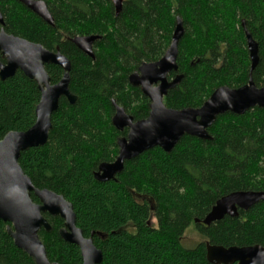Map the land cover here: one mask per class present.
Here are the masks:
<instances>
[{
  "label": "trees",
  "instance_id": "trees-1",
  "mask_svg": "<svg viewBox=\"0 0 264 264\" xmlns=\"http://www.w3.org/2000/svg\"><path fill=\"white\" fill-rule=\"evenodd\" d=\"M41 1L53 27L19 0H0L5 31L50 51L59 49L71 62L70 91L78 100L71 105L61 99L48 143L23 152L19 164L36 188L73 205L77 226L103 253L102 264H210L206 243L264 247V202L237 218L210 226L195 223L226 195L264 192V109L222 115L209 130L212 140L185 136L170 153L150 150L126 162L114 181L94 178L101 163L116 160L118 139L127 134L112 125L113 101L135 121L149 116L150 100L129 77L142 64L164 57L177 18L184 27L177 60L183 79L165 97L166 107L200 108L220 87L245 86L251 69L245 30L259 49L253 80L264 87V0H123L118 16L111 0ZM94 35L101 39L93 59L71 39ZM46 70L53 85L64 75L58 66ZM40 99L38 85L22 72L0 80V141L35 124ZM32 199L38 203L33 194ZM44 216L52 232L41 230L39 237L50 262L82 264L79 248L59 235L63 220ZM7 226L0 220V264H33ZM191 226L201 241L187 248L183 240Z\"/></svg>",
  "mask_w": 264,
  "mask_h": 264
},
{
  "label": "water",
  "instance_id": "water-1",
  "mask_svg": "<svg viewBox=\"0 0 264 264\" xmlns=\"http://www.w3.org/2000/svg\"><path fill=\"white\" fill-rule=\"evenodd\" d=\"M116 16L122 12L123 0H111ZM28 10L50 26L54 19L47 4L41 0H19ZM184 36L181 18H177L172 43L162 59L155 63H144L129 77L132 87L139 88L150 100L149 116L135 121L132 116L116 105L112 117L113 127L120 133L127 132L118 139L119 153L114 163L99 165L95 178L106 183L114 180L124 170L125 163L142 154L160 148L172 152L180 140L191 136L200 140H212L209 130L217 119L225 114L243 116L247 112L264 109V87L259 88L252 73L259 63L258 44L245 30L251 69L248 83L238 89L227 86L218 88L200 108L175 110L166 107L165 97L183 79L178 73L179 43ZM100 36H76L72 43L85 55L94 59V44ZM3 60V61H2ZM60 67L64 75L55 85L47 73L46 66ZM72 66L59 50L50 51L41 44L10 35L5 31L4 17L0 11V80L5 81L22 72L36 82L41 99L36 107L35 124L25 132H10L0 141V220L7 223V233L15 246L27 254L34 264H58L48 259L47 250L39 237V232H52V227L44 215L59 217L64 227L60 237L68 244L80 249L82 264H101L103 253L91 238H85L77 226L73 205L64 196L48 189L36 188L31 178L19 164L21 154L33 148L44 147L52 130V116L58 111L62 98L75 105L77 97L70 91ZM175 73L173 79L170 75ZM32 194L38 203L32 199ZM264 202V192H234L219 199L208 216L200 222L210 226L226 217L237 218L239 212H247ZM102 239L106 235L97 234ZM93 236V235H92ZM206 258L210 264H264V247H230L206 243Z\"/></svg>",
  "mask_w": 264,
  "mask_h": 264
},
{
  "label": "rangeland",
  "instance_id": "rangeland-1",
  "mask_svg": "<svg viewBox=\"0 0 264 264\" xmlns=\"http://www.w3.org/2000/svg\"><path fill=\"white\" fill-rule=\"evenodd\" d=\"M153 225H156L155 220ZM200 241L201 238L198 235L197 231L195 230V227L191 226L184 236V240H183L184 246H186L187 248H191L196 246Z\"/></svg>",
  "mask_w": 264,
  "mask_h": 264
},
{
  "label": "bare ground",
  "instance_id": "bare-ground-1",
  "mask_svg": "<svg viewBox=\"0 0 264 264\" xmlns=\"http://www.w3.org/2000/svg\"><path fill=\"white\" fill-rule=\"evenodd\" d=\"M112 5H113V3H112ZM113 7H114V5H113ZM243 26H244V28H245V24H243ZM173 35H174V34H173ZM57 50H59V49H57ZM57 50H56V51H57ZM59 51H60V50H59ZM73 95H74V94H73ZM74 96H75V95H74ZM77 100H78V99H77ZM155 149H156V148H155ZM159 149H160V148H159ZM161 150H162V149H161ZM164 152H165V151H164ZM118 153H119V152H118ZM117 157H118V156H117ZM116 159H117V158H116ZM115 161H116V160H115ZM115 161H114V162H115ZM114 162H111V163H114ZM101 164H103V163H101ZM101 164H100V165H101ZM98 168H99V166H98ZM97 172H98V169H97V171H96L95 173H97ZM95 173H94V178H95ZM116 177H117V176H116ZM116 177H115V179H116ZM95 179H96V178H95ZM115 179H114V180H115ZM96 180H97V179H96ZM114 180H111V181H114ZM97 181H98V180H97ZM98 182H99V181H98ZM109 182H110V181H109ZM100 183H101V182H100ZM106 183H107V182H106ZM74 212H75V211H74ZM207 216H208V215H207ZM59 235H60V234H59ZM84 237H85V236H84ZM85 238H86V237H85ZM90 238H91V237H90ZM92 239H93V238H92ZM94 245H95V244H94ZM79 250H80V249H79ZM99 250H100V249H99ZM80 253H81V252H80ZM81 257H82V256H81ZM32 262H33V261H32ZM33 264H34V263H33ZM101 264H102V263H101Z\"/></svg>",
  "mask_w": 264,
  "mask_h": 264
}]
</instances>
